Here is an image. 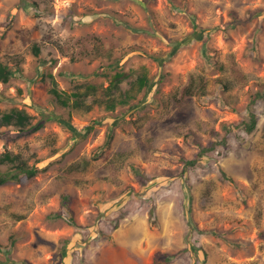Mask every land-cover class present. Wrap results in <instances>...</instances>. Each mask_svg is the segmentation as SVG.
Listing matches in <instances>:
<instances>
[{"label":"rangeland","instance_id":"obj_1","mask_svg":"<svg viewBox=\"0 0 264 264\" xmlns=\"http://www.w3.org/2000/svg\"><path fill=\"white\" fill-rule=\"evenodd\" d=\"M194 23L202 38L172 53ZM0 60L21 70L0 81V111L34 123L40 106L78 130L0 125V158L44 167L0 185V259L156 264L169 252L170 264H264V0H0ZM116 71L130 74L122 89L139 73L151 88L108 108ZM52 86L83 104H59Z\"/></svg>","mask_w":264,"mask_h":264},{"label":"trees","instance_id":"obj_2","mask_svg":"<svg viewBox=\"0 0 264 264\" xmlns=\"http://www.w3.org/2000/svg\"><path fill=\"white\" fill-rule=\"evenodd\" d=\"M31 3L37 7V4L35 1H32ZM11 22H12V19H11ZM196 28H197V24L194 23V31H192L189 37H186L179 41L175 40L173 42V48L171 49V52L172 53L175 52L177 47L181 46V44L185 43L187 40H190V38L200 40L202 38V30L196 29ZM25 33L27 34L23 36V41L29 42L30 32L27 31ZM96 40L99 44L101 39L96 37ZM99 46L102 50L106 49V46H104L103 44H99ZM31 49H32L33 54L35 55H38L40 52V46L38 43L33 42L31 45ZM86 54L88 53L86 52ZM157 60H160V58H157ZM119 64H120V58H117L115 60L110 61L108 63V66L117 68ZM105 67L106 65L101 64L99 66V69L95 71V74L97 75H99L100 73L106 74V71H103ZM66 73L67 72H64V74ZM20 74H21V70L19 68L18 62L10 66L7 63H4L0 60V81L6 82L10 78L14 76H18ZM69 74L75 75L74 73H71V72ZM129 75L126 74L124 71H116L112 79H110V82H111L110 85L106 87L107 89H104L103 91V98H104L103 101L106 102L108 108H113L115 104L117 103L126 102L127 98L130 97V91L132 90H141L144 88L145 91L147 92V90L151 88L152 83H150L149 77L145 73H139L137 76L129 80V87L127 89H122L121 82L123 79L129 77ZM222 86L223 88L227 89L231 87V82H229L228 80H223ZM50 92L53 94L55 100L59 104L64 105V106L75 107L81 103L83 104L84 102L80 100L79 92L67 93L64 90H58L55 86H52L50 88ZM189 93L191 94L192 91L189 90ZM72 96H74V99H72ZM260 97H261V93L259 91H256L252 95L251 101L253 102L256 98H260ZM36 109L38 113L40 114V118L34 123L31 121L32 116L29 113H27L24 109L12 108L8 111H0V125H11L15 127V129L18 131L19 134H30L32 132H35L41 129L44 126L45 122L53 120L55 122H58L62 126L70 129L72 133H75L76 135L78 134V130L76 129V127H74L71 124V122L67 118H64L61 114H58L54 111L47 110L40 106H38ZM255 123H256L255 114L251 112L250 120L248 121V123H246V129L248 130L252 129ZM91 128H92L91 125L85 126L83 129L84 130L83 134H87V131L90 130ZM15 136H18V134H16ZM110 138H111V131L108 133V138H107L106 143L109 142ZM0 162L9 163L7 169L0 170V185L6 182H9V181L19 182L22 175H24L27 178H31L35 176L40 170L44 169V167L40 169V167H38L34 163L32 165H29L27 161L23 159L19 153L5 152L4 155L0 158ZM188 162L191 163L193 161L191 160ZM67 202H68V195L61 194L62 207L66 208ZM52 214L57 217L63 216L67 221H69L73 225H77L74 222V219L72 218V216L63 215L62 211H54L52 212ZM11 242H13V240ZM180 252H183V250H181ZM176 254L177 253L163 252L162 254L154 258V262L156 264H170L172 258ZM6 263L28 264L23 260L15 259L12 257L0 259V264H6Z\"/></svg>","mask_w":264,"mask_h":264}]
</instances>
